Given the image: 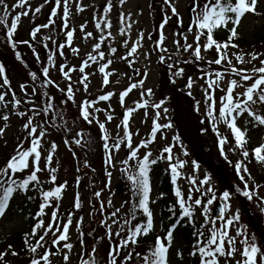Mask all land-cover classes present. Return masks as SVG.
I'll list each match as a JSON object with an SVG mask.
<instances>
[{"label":"snow or ice","instance_id":"6c2138e0","mask_svg":"<svg viewBox=\"0 0 264 264\" xmlns=\"http://www.w3.org/2000/svg\"><path fill=\"white\" fill-rule=\"evenodd\" d=\"M72 3H75L77 12L85 10L82 0H44L34 9L30 0H15L12 5L7 0H0L3 43L12 50L15 60L28 69L29 78L19 83L17 92L6 64L0 61V139H4L13 117L22 122L23 131V135L17 137L13 151L0 163V219L7 216L18 196H23L28 202L39 200L34 213L19 209L23 219L32 221L29 230L24 231L22 236L27 264H54V257L57 256L62 257L63 264H70L75 247L70 242V228L76 212L82 210V202L77 194L73 210L61 212L68 182H58L59 161H54V157L59 146L49 137L51 130L60 132L65 146L75 157L76 147L92 143L91 139L84 141L83 127L70 136L78 122L89 127V137L93 125L98 129L107 177L105 189H111V170L117 167L116 155L121 149L126 152L125 158L119 161L118 170L127 181L131 195L129 200L117 207L111 198L106 202L101 199L105 189L93 193L100 202L98 208L93 206L92 215L95 218L99 213L98 223L104 232L98 236L91 229L88 233L83 232V217H79L75 224L81 246L76 253L77 264H98L97 245L103 240L108 242L105 264H183L185 255L176 244L175 236L180 227L192 229L188 257L196 259L198 264H221V258L226 264H264V239L258 240L241 223V208L232 210L233 200L244 198L255 202L264 212V195L260 193L264 183L257 182L248 167L252 159L264 165V142L251 149L248 147L250 127H264V52L233 51L240 48L237 41L242 39L238 31L242 21L249 16L264 17V0H191L187 25L177 0H160L162 21L157 27V38L153 40L152 35H148L147 39L152 40L153 46L144 53L140 52L145 39L144 31L139 30L136 39L132 40L133 24L138 21L132 20L131 12L123 10L127 0H105L94 12L95 34L86 31V24L79 26L83 39L95 41L91 51L81 58L79 65L57 64V57L67 60L65 48L70 49L74 56H79L80 52L78 47L73 46L76 28L69 27ZM49 4L52 6L47 23L34 25L28 40L15 39L22 17L31 14L35 19ZM114 8L118 10L117 35L124 49V54L120 56H117L119 49L114 46L117 41L112 32L111 12ZM12 12L15 15H11ZM173 17L176 18V29L172 42L174 50L170 51L164 29ZM56 18L61 21L64 41L58 43L51 35L38 41L42 29L56 27ZM220 32L227 33L225 39L218 38ZM48 41H51L52 47H49ZM37 44L45 49L46 59H41ZM20 45L31 50L38 67L29 65ZM152 52L157 55V67L165 72L166 83L172 85L173 91L186 89V95L192 101V111L201 117L199 131L215 135L219 155L234 172L235 179L229 189L220 192L210 173H205L203 177L199 175L201 165L196 159L189 161L181 158L189 157L190 153L179 132H174L171 141L156 153L150 147L158 137L167 141L166 130L173 128L166 106L171 96L162 91L161 98L154 99L155 89L146 87ZM213 54L214 58H210ZM140 55L148 61L143 70L136 67ZM116 60L126 63L132 76L112 68ZM247 64L252 67H244ZM188 66H195L199 74L188 75ZM90 68L93 71H88ZM53 70L65 82L63 87L60 80L52 78ZM97 72L101 75V94L92 97L89 94L90 77ZM73 73H79L75 82ZM114 75L126 77L129 81L118 93L115 89L106 90L110 84L120 83L119 79L115 82L110 80ZM197 85L202 91L200 99L193 94ZM134 90L139 98L128 106L126 98ZM78 92L84 93L79 101L76 98ZM115 96H118L121 119L113 134L107 125L116 119L115 109L111 106ZM103 102H107L108 106L99 107ZM69 105L77 110L72 127L66 119ZM149 109L153 112L150 131L147 137L136 141L134 137L140 133L133 127L134 113L143 110L145 120L142 123H147ZM101 113L103 120L100 119ZM221 126H224L223 132ZM229 153L238 155L239 159L233 161ZM160 162L167 165L165 171L170 176L174 196V202L166 206L169 213L167 228L158 224L157 214L151 207L157 201L153 198L150 173L153 166ZM189 165L190 174H186ZM84 167H90L87 160ZM77 171H80L79 167ZM41 173H47V178L42 180ZM182 180L187 181V192L179 183ZM79 183L80 178L77 177ZM30 192L37 195H29ZM164 196V193L159 194L160 198ZM198 210L202 217L199 224L195 218ZM158 228L163 230L157 232ZM154 232L157 234L151 242H147L146 238ZM86 235L93 236L91 248L87 245ZM19 255L20 252L9 243L0 250V264H12L9 257Z\"/></svg>","mask_w":264,"mask_h":264},{"label":"rangeland","instance_id":"374dc122","mask_svg":"<svg viewBox=\"0 0 264 264\" xmlns=\"http://www.w3.org/2000/svg\"><path fill=\"white\" fill-rule=\"evenodd\" d=\"M153 0H127L126 5L124 6V11L132 13V20L138 21V23L133 24L132 28V40L136 39L139 30H143L145 33V39L143 42V47L140 49L141 53L147 52L153 46L152 40L147 39L148 35H152V39L155 40L157 38V31L155 29V21L154 17L157 16V12L162 14V7L157 4L152 3ZM15 0H7L9 5L14 4ZM105 0H82L83 5L85 6V10L83 12H77L75 3H72V15L69 21V27H75V39L73 42L74 47H78L80 49L79 56H74L70 49L65 48V55L67 60L65 61L62 57H57V64L62 62H66L69 65H79L81 58H83L87 52L91 51V45L95 42L93 40H85L83 39V34L80 31V25L86 24V31L93 32L95 34L94 28V12L100 6L104 4ZM32 8L41 5L44 3V0H30ZM178 8L183 16L184 24L187 25L189 22V12L188 6L191 3V0H177ZM161 5V3H160ZM52 5H46L42 12L37 14L35 19L31 16L22 17L18 32L15 36L17 40H28L29 39V31L34 25L44 24L47 23L49 17V9ZM262 9H264V5H262ZM16 11H19L17 9ZM117 9L114 8L111 12V20L113 23L112 32L116 35V43L114 44L115 47L119 49L117 56L124 54V49L120 46V37L117 35L118 32V16H117ZM142 13V14H141ZM2 15V12H0ZM11 15H15V12H12ZM170 15V11H169ZM162 17V15H161ZM56 18V27L49 28V29H42L41 34L38 35L37 40L40 41L44 36L51 35L53 39H55L58 43L63 42L65 36L60 29L61 21L59 22ZM161 20V18H160ZM10 23V20H9ZM1 28V27H0ZM176 29V18L173 17L169 20L168 24L165 26V35L166 45L169 50L173 49V40L175 39L173 32ZM264 30V17H247L241 23L240 28L238 31L241 34H244L248 39L254 38L256 34H260ZM189 42H191V37H189ZM49 47H52L51 41H48ZM21 46V45H20ZM21 48L23 49L24 56L26 59L29 57L31 58L35 67L36 65L33 53L31 50L22 45ZM106 51V49H105ZM233 51H241V52H264V45L254 46L253 48L247 47H240L238 50ZM214 58V54L212 57ZM43 60V58H41ZM157 55L155 52H152L150 56L151 61V72L146 83V87H152L156 91V96L154 99L161 98V92H166L171 96V99L167 103V107L169 108L168 118L173 123V128L166 130V134L168 140H162L159 137L157 141L151 145L153 152L156 153L160 148H162L167 142L171 141V138L174 132H179L181 134L182 140L187 148L188 152L190 153L189 157H183V159H188L189 161L192 159H196L198 163L201 165L199 175L203 177L205 173H210L213 178V182L216 188L222 192L223 190L229 189L230 186L234 182V172L232 167H230L223 158L219 155L216 137L213 133H201L199 131L200 125L199 120L200 116L192 111L191 108V98L186 95V89H180L173 91L172 85L167 84L165 80V72L157 67ZM0 61H3L8 69V74L12 80L13 85L16 87L17 92H19L18 85L21 82H26L28 78V71L15 60L12 50L8 48L6 45L5 47L0 46ZM148 63L143 55H140L138 58V62L136 63V67L143 70L144 65ZM258 61L256 64L258 65ZM244 67L251 68L252 65L247 64ZM112 68L116 69L118 73H125L127 72L129 76H132L131 69L128 68L127 64L116 60V62L112 65ZM88 71H93V69H88ZM193 73L199 74L195 66H188L187 74L192 75ZM52 78L60 80L61 86L63 87L65 82L61 79L60 74L53 70ZM73 82L79 76V73H73ZM117 79L120 80L119 84L112 83L108 86L106 90H113L115 89L117 93L125 88L128 84V79L123 76H112L110 80L115 82ZM200 83H203L202 81ZM179 84H183V81H179ZM226 87V85H225ZM31 91V89H29ZM89 94L92 97H96L101 94V75L97 72L95 75L90 77V85H89ZM193 94L196 96L197 99L202 97V91L200 90L199 86H195L193 89ZM220 93L217 92V96ZM84 96L83 92L77 93V101L82 99ZM184 98L186 101L183 105L178 106L179 100ZM138 92L133 91L128 98H126V103L128 106L133 105V101L138 99ZM190 106V110L188 107ZM101 108H105L108 106L107 102H103L98 105ZM111 106L115 109V116L116 119L109 123L107 127L110 131L115 134L116 125L120 122L121 119V108L118 104V96H115L111 100ZM203 110V109H202ZM76 108L73 105H69V111L66 113V119L68 120L69 127L73 126V117L76 115ZM134 121L133 127L139 130V136H135L134 139L139 141L147 137L150 126L153 118V112L151 109L148 110L147 116V123H142L145 120L144 111L141 110L137 113H134ZM100 119H104L103 113L100 114ZM21 121L16 119L15 117L12 118L10 127L8 128L4 139H0V163L3 162V158L13 151V148L17 142V137L23 135V131L21 128ZM81 127L85 130L84 141L91 139V145L84 144L83 147H76V156H73L72 151L69 150L68 147L65 146L63 142V137L60 132L55 130H51L50 139L54 140L58 147L57 153L54 157V161H59V172H58V182H63L67 180L68 187L65 191L64 198L62 201L61 212L71 211L73 210L74 199L77 194L80 195L81 202H82V210L77 211L74 218H73V226L70 228V242L74 244V249L71 255L70 264H77V256L76 253L81 250V246L78 242V231L75 227L76 221L79 217H83V225L82 230L85 233L89 232V229L93 230L95 235H102L104 229L99 225L98 221L100 219L99 213L96 214L95 218L93 217L92 213L94 211V207H99V199L94 198L93 193L95 191H100L101 189H105V184L107 182V177L105 174V164H104V153L101 148L100 139L98 129L95 125L91 127V136L89 137V127L83 122H78L76 126L73 128L72 133L70 136H74L75 132L78 131ZM221 131H224V126H221ZM248 136L250 137V148L257 146L259 143L264 142V127L260 128H251L248 132ZM5 140L7 141V146L5 147ZM47 147V145H45ZM90 149V150H89ZM144 151L143 149L141 150ZM179 152V149L175 150ZM230 158L235 161L239 159V156L236 154L229 153ZM126 152L121 149V151L116 155V164L117 167L112 169V178H111V189L110 191L105 189L102 193L101 199L105 202L107 199L111 198L115 206L119 207L124 201L129 200L130 198V191L129 185L125 178L122 176L120 171L119 161L125 158ZM87 160L90 164L89 168L84 167V161ZM159 164L167 165L164 162H160ZM55 166V163H54ZM79 167L80 171H77ZM248 167L252 173V175L256 178V181L259 183H264V165L257 163L254 159H252L248 163ZM97 173H94V171ZM155 171L152 170V172ZM151 172V173H152ZM186 174H190V165L186 169ZM41 179L44 180L47 178V173L40 174ZM77 177L80 178V183L77 184ZM155 178V177H154ZM156 180V179H155ZM156 182L153 183V187L156 188ZM182 185V188L185 192H187V181L182 180L179 181ZM47 188L48 185H45ZM261 195H264V188L260 190ZM153 198L155 197V192L153 190ZM30 202H28L24 197H17L11 206V210L8 212L7 216L3 219H0V239L4 238L10 233L16 232L20 230L21 227L25 224V219H23L19 214V209L23 208L24 212L28 210ZM233 208L232 210L235 211L237 207L241 208V223L247 227V230L250 234H255L258 238L264 239V212L260 211V208L257 207L255 202L247 201L244 198L234 199L232 202ZM28 206V207H27ZM151 207L153 208L154 213L157 214L158 224H162L163 228H166V220L161 216L160 210L155 204H152ZM111 211V209H109ZM196 220L202 222V217L200 216L199 210L196 213ZM163 228H158L157 232L163 230ZM157 232H154L153 235H156ZM234 234V232L232 233ZM176 236V235H175ZM87 245L89 248L93 245V236L86 235L85 237ZM178 240L176 237V244L178 245ZM98 248V255L96 259L98 264H105V255L108 248L107 240L100 241L97 245ZM191 248V247H190ZM187 254V253H184ZM222 261H225L222 258ZM54 264H63V260L61 256L54 257ZM183 264H187L186 260H184ZM226 264V262L224 263Z\"/></svg>","mask_w":264,"mask_h":264},{"label":"trees","instance_id":"16d2710c","mask_svg":"<svg viewBox=\"0 0 264 264\" xmlns=\"http://www.w3.org/2000/svg\"><path fill=\"white\" fill-rule=\"evenodd\" d=\"M152 3L159 5V7L160 6L162 7V4L160 5V0H153ZM161 15L162 14L160 12H157V16L155 15V17H154L156 31H157V27L159 26V24L162 21ZM160 18H161V20H160ZM57 21L59 22V18ZM217 35H218V38L223 40L226 38L227 33L226 32H220ZM241 36H242V39L237 41L239 43L240 47L242 46V47H247V48H249V47L253 48L254 46L264 45V30L260 34H256L254 36V38L248 39L244 34H241ZM4 39H5V37H4L3 29L1 27L0 28V46H2V45H3V47L6 46V44L3 43ZM21 46H20V50L23 52V49L21 48ZM37 51L39 52V54H40L41 58H43V60L46 59V51L39 44H37ZM26 60L28 61L29 65L32 68H35L30 57ZM26 70L28 71V69H26ZM184 100L185 99L182 97L179 100V103L177 105L178 106L183 105L186 102ZM186 106L188 107V110L191 109L190 106H188V105H186ZM249 146H252V145H250V143H249L248 147ZM249 149H251V148L249 147ZM153 167L155 168V171L151 174V177L153 178L154 182H155V179L157 181V183H156V196H157L156 205H157L158 209L160 210V214L166 220L165 224L167 226V224L169 225V219H168L169 213L167 211L166 206L169 205L170 203L174 202L172 185L170 183V176L165 171L166 167L164 165H161L158 163L157 165H155ZM94 173H97V171H94ZM154 187H155V185H154ZM160 193H164L165 196L163 198H160L159 197ZM29 195L36 196L37 194L35 192H30ZM19 197H23V196H19ZM38 203H39L38 199L33 201V202H30L29 203L30 206L29 207L27 206L28 210L25 213H28V212L34 213L37 210ZM48 211L50 212L51 210L49 209ZM45 219L47 220V217ZM167 221H168V223H167ZM197 222H198V224L200 223L198 220H197ZM31 223H32V221L25 220V224L23 227H21L20 230H17L16 232H13V233H10L7 236H5L4 238L0 239V250H3L7 244L11 243L14 245L15 249L18 252H20V255L18 257H15V258L9 257V259L12 260V264H27V253L23 250L22 236H23L24 231L29 230ZM191 231H192V229L190 227H180V228H178L175 235L177 237V240L179 241L178 246H180L183 249L184 253H187V254H184L186 263L187 264H198V261L196 259L188 257V252L190 251V247L192 244ZM154 236L155 235H153V233L150 234L146 238V241L151 242L152 239L154 238ZM224 263H225V261H222V258H221V264H224Z\"/></svg>","mask_w":264,"mask_h":264},{"label":"water","instance_id":"95a60500","mask_svg":"<svg viewBox=\"0 0 264 264\" xmlns=\"http://www.w3.org/2000/svg\"><path fill=\"white\" fill-rule=\"evenodd\" d=\"M216 211L218 212V208L216 209Z\"/></svg>","mask_w":264,"mask_h":264}]
</instances>
